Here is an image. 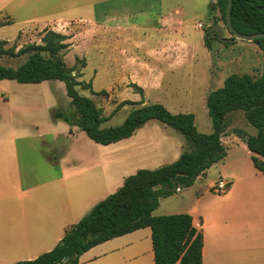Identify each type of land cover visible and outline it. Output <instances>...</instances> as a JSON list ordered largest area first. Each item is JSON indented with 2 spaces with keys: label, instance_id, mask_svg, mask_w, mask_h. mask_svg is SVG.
<instances>
[{
  "label": "crops",
  "instance_id": "crops-1",
  "mask_svg": "<svg viewBox=\"0 0 264 264\" xmlns=\"http://www.w3.org/2000/svg\"><path fill=\"white\" fill-rule=\"evenodd\" d=\"M158 2L163 3L162 0ZM172 13L150 14L146 8L139 14L143 20L136 22L134 18L138 16L131 13V0H0V41L10 42L19 37L23 41L32 32L51 30L61 33L69 36V55L85 59L87 68L95 72V83H100L106 76L104 83L111 85L110 76L115 75L112 70L115 69L118 75L139 77L134 82L146 91L149 85L163 86V83L156 78L142 79L141 75L173 74L179 68L174 64L179 56L188 55L183 21L176 18L180 13ZM72 27L79 29L73 34L67 30ZM76 43L85 47H78ZM137 55H143L147 61L154 60L151 56L158 57L165 62L166 69L162 70L160 66L156 69L148 66L149 71L141 69L137 65ZM8 81L0 83L7 84ZM40 84L31 85L40 88ZM45 95L54 105L50 90H45ZM4 98L1 99L5 101ZM56 107L51 108L52 112ZM51 122L55 129L58 128L53 139H72L80 131L54 120L52 114ZM0 128L3 129L0 131V264L34 260L51 251L67 228L75 225L99 201L117 191L128 177L125 175L139 170L132 168L115 174L116 163L123 165L135 155L128 154L129 157L125 156L122 161L99 165L92 158L86 159L83 151L75 150L71 144L63 147L55 158L41 163L47 174L51 168L56 172L36 181L35 173L29 168L30 150L28 147L19 150L18 143L22 139L13 121L0 115ZM139 130L122 141L133 140ZM233 130L232 133L224 130L221 143L225 146L223 140L228 137L237 148L225 147L226 157L211 167L219 166L218 181L228 183V190L216 194L212 190L214 184H210L195 196L188 212L194 226L202 232V264H264V174L254 168L252 153ZM162 144L170 151L173 149V159L179 158L180 143L175 133L162 137ZM141 150L133 144L124 151ZM20 154L25 157L21 161ZM161 166L164 165L156 168ZM102 188L105 191H100ZM147 229L91 248L80 256L79 264H154L151 231Z\"/></svg>",
  "mask_w": 264,
  "mask_h": 264
},
{
  "label": "trees",
  "instance_id": "trees-1",
  "mask_svg": "<svg viewBox=\"0 0 264 264\" xmlns=\"http://www.w3.org/2000/svg\"><path fill=\"white\" fill-rule=\"evenodd\" d=\"M226 5L227 0H216L214 6L210 5V11L215 8L220 11L224 24ZM231 22L240 34L264 33V0H232ZM208 36L204 37V45L211 50ZM66 40L67 37L48 31L40 41L42 45L21 51L22 54H31L19 67L0 66V81L10 80L18 84L62 82L70 107L68 111L55 108L53 119L78 128L96 144L108 146L128 139L146 123L155 120L180 134L186 148L171 164L152 170L139 169L126 177L117 191L97 203L78 223L67 228L51 251L34 260L14 264H79L80 256L91 248L144 228L151 231L154 264H202L203 236L201 229L194 226L192 216H154L153 212L161 200L180 189L191 187L199 176L226 157L221 136L228 126L230 113L242 112L246 122L256 130L254 136L239 129H234L233 134L252 153L254 168L264 174V74L258 79L249 75H231L221 88L208 94L206 108L212 121L209 134L198 132L193 114H173L160 104L134 109L121 125L103 127L106 119L101 110L92 99L78 93L81 82L59 58L68 49L64 43ZM253 43L264 57V39ZM6 44V41H0V56L9 55L3 49ZM84 87L90 88V84ZM131 87L143 97L140 87ZM125 105L135 103L126 101L121 104Z\"/></svg>",
  "mask_w": 264,
  "mask_h": 264
},
{
  "label": "rangeland",
  "instance_id": "rangeland-1",
  "mask_svg": "<svg viewBox=\"0 0 264 264\" xmlns=\"http://www.w3.org/2000/svg\"><path fill=\"white\" fill-rule=\"evenodd\" d=\"M162 1L163 3L159 4L158 0H131V13L135 17L138 16L134 18L136 22L143 20L139 14L146 8L150 14L170 11L180 13V15H176V18L183 21V33L189 44L187 51L189 56L185 53L183 56H179L178 61L174 63L179 68L173 74L167 72L165 75L156 77L140 76L146 80L152 78L161 80L163 86L149 85L148 90H143V97H140L131 87V85L138 86L134 81L139 77L118 75L116 74L117 70L112 69L115 75L110 76L113 80L111 85L104 83L106 76L102 77L100 83H95L97 76L94 71L92 72L90 68H87L88 63L85 59L80 60L71 57L68 49L59 58L62 59L66 67L72 70V75H76L77 80L81 82L82 86L77 88L78 93L92 99L96 107L101 110L102 116L106 119L102 124L103 127L121 125L128 113L134 109L150 104H160L173 114H193L198 132L208 134L212 128V121L206 108L208 94L221 88L224 81L231 75H249L253 79H258L264 74V57L253 42L234 40L232 43L223 44L217 40L215 32L208 31L210 27L217 26L221 29L223 38L231 39L232 37L222 21L220 11L217 8L210 11V7L216 4V0ZM78 29L76 27L67 28L73 34ZM47 32H32L27 34L23 41H21L22 37H19L14 41L7 42L3 49L9 55L0 56V66L13 69L19 67L31 54V52L22 54L21 51L25 52L28 47L33 45H42L39 40H42ZM206 34L209 35L211 50H207L204 45ZM63 36L69 39V36ZM135 38L138 36L135 35ZM137 40L139 42V39ZM64 43L68 47L70 46L67 40ZM76 44L78 47L84 46L82 43ZM44 56L49 58L46 54ZM151 57L154 60L147 61L143 55H137L135 58L138 67L146 71H149L148 66L155 67V69L156 66H160L162 70L166 69L163 60L158 59V57ZM130 63L134 64V61ZM88 83L90 88H85L84 85ZM40 85V88H36L37 86L18 84L15 81H8L7 84L0 83V115L8 116L17 128V133L22 139L18 143L19 150L29 148V168L32 173H35L36 181L56 172L55 168H51V172L47 174L44 172L41 163L49 158H55L63 147L71 144L75 150L81 149L86 159L92 158L99 165L122 161L125 156H127L125 158L129 157L128 154L135 155L134 159L124 162L123 165L118 166L116 163L114 166L115 174L132 168L152 170L156 166L167 165L176 161L173 159L175 156L173 149L170 151L168 147L162 144V137L169 133L176 134L177 141L180 143L179 154L186 148L180 134L155 120L150 121L147 126L139 130L135 138L130 140L131 142L121 141L109 146H102L91 141L81 131H78L72 139L71 137L68 140L66 138L53 139L52 135L58 131V128L55 129L51 122V108L57 106L56 108L60 107L64 111H68L70 99L66 96L65 86L62 82H43ZM45 90H50L54 105L49 103ZM3 96H5V101L1 99ZM134 99L138 100L135 101ZM126 101L133 102L135 105L121 106ZM227 123L226 133H232L233 129H239L249 135L256 134L255 129L247 124L242 112L230 113L227 117ZM5 124L8 126L9 122L6 121ZM2 130L0 128V131ZM223 143L224 147L228 149L237 148L232 143L231 138H224ZM133 144L138 148L141 147L142 150L134 153L124 151ZM155 155L159 156L156 157ZM21 158L23 160L25 157H21L20 154V161ZM21 166L23 168V165ZM219 173V166L211 168L191 187L180 189L174 195L161 200L153 215L189 214L195 196L206 190L210 184H215L219 179ZM130 175L133 174L130 173L125 176ZM100 191H105V189L102 188Z\"/></svg>",
  "mask_w": 264,
  "mask_h": 264
},
{
  "label": "water",
  "instance_id": "water-1",
  "mask_svg": "<svg viewBox=\"0 0 264 264\" xmlns=\"http://www.w3.org/2000/svg\"><path fill=\"white\" fill-rule=\"evenodd\" d=\"M231 9H232V0H227L224 21H225V26L227 30L232 36L231 39L223 38L222 31L217 26H212L208 29L209 32L216 33V37L218 41H220L223 44H228V43H232L234 40L254 42L255 40L264 39V33H258L255 35H243V34L238 33L232 26Z\"/></svg>",
  "mask_w": 264,
  "mask_h": 264
},
{
  "label": "built area",
  "instance_id": "built-area-1",
  "mask_svg": "<svg viewBox=\"0 0 264 264\" xmlns=\"http://www.w3.org/2000/svg\"><path fill=\"white\" fill-rule=\"evenodd\" d=\"M199 27L201 28V26L199 25ZM228 186L229 184L226 183L225 181H218L216 182L213 187H212V190L216 193V194H224L226 193V191L228 190Z\"/></svg>",
  "mask_w": 264,
  "mask_h": 264
}]
</instances>
